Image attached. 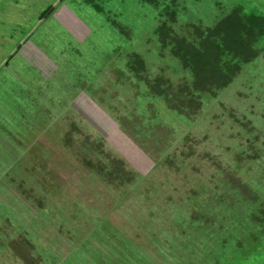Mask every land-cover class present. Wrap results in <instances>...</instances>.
<instances>
[{
  "label": "rangeland",
  "instance_id": "rangeland-1",
  "mask_svg": "<svg viewBox=\"0 0 264 264\" xmlns=\"http://www.w3.org/2000/svg\"><path fill=\"white\" fill-rule=\"evenodd\" d=\"M1 1L0 264H264V34L174 51L264 0Z\"/></svg>",
  "mask_w": 264,
  "mask_h": 264
},
{
  "label": "trees",
  "instance_id": "trees-1",
  "mask_svg": "<svg viewBox=\"0 0 264 264\" xmlns=\"http://www.w3.org/2000/svg\"><path fill=\"white\" fill-rule=\"evenodd\" d=\"M164 31L165 28L164 30L161 29L160 35L165 34ZM258 34L259 36L264 34V17H262V15L258 14L252 17L249 14L239 12V10L233 13L231 11V14L226 15L216 22L212 28L205 30L196 28L189 38L181 37L178 39L177 42L179 45L175 47L174 51L176 55L179 53L181 54L185 66L192 67L193 73H195L196 88L203 90L206 85L213 86L212 83H218L216 81L220 80L219 75L221 74L219 73V75H216L215 62L205 59L206 54L212 52V45L215 44L222 53L230 51V53L243 62V64H249L256 56V54L252 52L253 49L251 50V44L254 45V41H256V36H258ZM135 66L137 67L135 68V73L139 74L144 70V64L140 60H135ZM202 68L204 69L202 70ZM205 68H208L210 72H206ZM227 79L228 78L222 79L223 84L228 85L231 82V79H228L230 82ZM112 161L113 163L116 161L114 165L119 168L118 170L117 167L114 168L116 172H122L123 163L119 160ZM116 172L113 174L118 175ZM54 177L55 179L53 180L57 183L63 182L62 179L60 180L58 174H55ZM245 263L246 261L243 259H239L235 262V264Z\"/></svg>",
  "mask_w": 264,
  "mask_h": 264
},
{
  "label": "crops",
  "instance_id": "crops-1",
  "mask_svg": "<svg viewBox=\"0 0 264 264\" xmlns=\"http://www.w3.org/2000/svg\"><path fill=\"white\" fill-rule=\"evenodd\" d=\"M2 1H4V3H2V4H4L3 5V8L7 11L8 9H7V7L9 8L10 6H12V7H17V5H18V3L19 2H17V1H22V0H2ZM1 1V2H2ZM14 10V9H13ZM5 16V15H4ZM10 261H8V262H6V264L7 263H9ZM12 264V263H11Z\"/></svg>",
  "mask_w": 264,
  "mask_h": 264
}]
</instances>
